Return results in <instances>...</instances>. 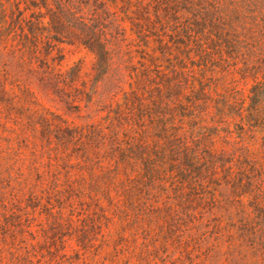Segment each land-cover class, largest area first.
Returning <instances> with one entry per match:
<instances>
[{
	"label": "rangeland",
	"instance_id": "rangeland-1",
	"mask_svg": "<svg viewBox=\"0 0 264 264\" xmlns=\"http://www.w3.org/2000/svg\"><path fill=\"white\" fill-rule=\"evenodd\" d=\"M7 25L0 8V29ZM53 55L65 76L81 68L61 92L42 79L39 60L0 39V264H264L253 234L264 227L255 209L256 198L264 203V133L246 134L262 166L244 173L252 186L242 201L216 180L182 186L169 170L152 181L136 176L100 139L120 122L112 125L106 80L95 83L94 54L64 42ZM231 67L208 75L218 91L248 94L253 79ZM83 81L96 90L91 101ZM226 135L215 136L216 147L232 148Z\"/></svg>",
	"mask_w": 264,
	"mask_h": 264
},
{
	"label": "trees",
	"instance_id": "trees-1",
	"mask_svg": "<svg viewBox=\"0 0 264 264\" xmlns=\"http://www.w3.org/2000/svg\"><path fill=\"white\" fill-rule=\"evenodd\" d=\"M0 8L8 24L1 42L39 60L55 92L81 78L78 66L56 71L59 43L94 54L95 83L106 80L112 125L120 122L100 139L118 149L117 163L151 181L166 170L182 186L216 180L243 200L252 186L244 173L262 166L245 140L248 131L264 133V0H0ZM221 66L251 77L249 93L218 91L208 74ZM83 84L91 101L96 90ZM221 131L232 148L216 147ZM261 201L255 209L264 217ZM253 234L264 242V227Z\"/></svg>",
	"mask_w": 264,
	"mask_h": 264
}]
</instances>
